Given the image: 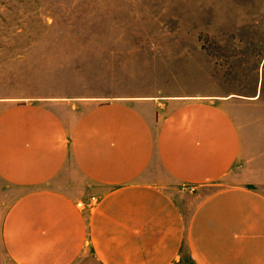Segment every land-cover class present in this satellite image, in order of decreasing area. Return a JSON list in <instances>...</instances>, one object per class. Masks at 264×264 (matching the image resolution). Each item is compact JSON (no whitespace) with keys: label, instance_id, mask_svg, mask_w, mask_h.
Returning a JSON list of instances; mask_svg holds the SVG:
<instances>
[{"label":"crops","instance_id":"1","mask_svg":"<svg viewBox=\"0 0 264 264\" xmlns=\"http://www.w3.org/2000/svg\"><path fill=\"white\" fill-rule=\"evenodd\" d=\"M221 92L202 82L87 95L64 83L0 97L4 255L264 264L263 108Z\"/></svg>","mask_w":264,"mask_h":264},{"label":"rangeland","instance_id":"2","mask_svg":"<svg viewBox=\"0 0 264 264\" xmlns=\"http://www.w3.org/2000/svg\"><path fill=\"white\" fill-rule=\"evenodd\" d=\"M202 82L264 113V0H0V97Z\"/></svg>","mask_w":264,"mask_h":264}]
</instances>
